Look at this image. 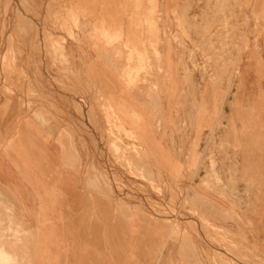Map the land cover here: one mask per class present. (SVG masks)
Returning a JSON list of instances; mask_svg holds the SVG:
<instances>
[{
  "label": "crops",
  "instance_id": "0c3cea01",
  "mask_svg": "<svg viewBox=\"0 0 264 264\" xmlns=\"http://www.w3.org/2000/svg\"><path fill=\"white\" fill-rule=\"evenodd\" d=\"M119 1L96 0L93 53L72 59V76L68 81L63 77L62 89L51 90L52 111L19 112L15 104L0 112V264H151L152 258L153 264H168L166 248H160L165 234L158 235V254L151 255L145 213L133 217L119 210L109 186L119 169L108 147L141 143V158L132 154L129 160L147 174L150 152L161 163L198 160L205 148L195 147L202 115L211 111L185 105L181 118L189 121L177 120L172 99L177 103L178 91L187 89L188 81L197 99L221 97L210 124L215 137L228 145L214 157V169L209 168V157L200 158L203 164L183 187L213 224L215 192L242 194L241 184H234L233 190L222 186L230 179L260 177L262 194L258 193L252 217L264 221V34L257 51L246 48L245 0H156L152 10L148 0H122L121 9ZM254 3L260 7L262 0ZM177 20L190 40L178 35ZM220 24L227 25L219 28ZM151 33L158 35L157 48L169 75L168 94L161 101L147 87L128 91L126 81L117 77L127 64L118 62L113 47L102 40L122 34L123 42L138 51ZM203 33L213 55L210 68L205 75L194 70L183 76L171 35L191 49V42L203 41L198 36ZM183 63L191 67L186 58ZM89 83L93 90H87ZM102 96L122 129L134 133L137 142L123 138L118 143L106 136ZM214 177L225 180L221 187L215 189ZM204 183L209 186L205 190ZM191 247L192 263L203 264L213 256L207 242L206 249L196 243Z\"/></svg>",
  "mask_w": 264,
  "mask_h": 264
},
{
  "label": "rangeland",
  "instance_id": "374dc122",
  "mask_svg": "<svg viewBox=\"0 0 264 264\" xmlns=\"http://www.w3.org/2000/svg\"><path fill=\"white\" fill-rule=\"evenodd\" d=\"M95 2L96 0H0V112L15 104L19 112L30 111V108L33 113L36 108L42 109L44 114L52 111L51 90L62 89L63 77L68 81V75L72 76V59L77 58L79 53L82 56L93 53ZM119 3L122 8L124 2L121 0ZM146 3L151 10L157 8L156 0H148ZM245 7L246 48L252 47L257 51L258 41L264 34V0L260 7L254 0H245ZM133 8L137 9V5H133ZM201 25L207 30L204 21ZM226 25L220 24L218 27ZM176 28L180 32L179 36L190 40L183 32V24L178 20ZM205 33L198 35L203 41L197 44L191 42V49L178 36L171 35L178 45V68L183 76L189 77L194 70H201L205 75L206 69L210 68L213 55L205 47ZM100 37L98 34V43ZM102 38L113 47V57L118 62L127 64V68L123 67L117 77L126 81L129 92L147 87L158 101L166 98L169 75L163 68V56L157 48V34H151L150 40L144 42L143 49L138 51L123 42L122 34ZM185 58L191 67L183 63ZM209 78L214 77L210 74ZM89 84L87 90H93V84ZM178 94L177 103L174 104V98L172 99L177 120L189 121V117L181 118L185 105L195 107L198 104L211 111L202 115L201 132L198 135V145L195 146L199 149L205 144L203 154H198V160L187 161L183 165L178 161L158 162L155 153L150 152V173L147 174L143 166L138 168L129 160L132 154L141 158V143L118 147L109 145L113 165L119 169L118 174L113 175L109 181V186L119 210L125 213L129 211V215L133 217H141L145 213L149 223L151 255L155 253L156 257L158 235L165 234V244L163 246L162 242L160 248H166L168 264H196L189 257L191 244L196 243L199 248L202 245L206 249V242L213 246V256L205 258L203 264H264V221L252 217V213L256 211L258 193L262 194L260 177L238 182L230 179L225 186H222L225 180L214 177L215 189L222 186L224 190H233L234 184H241L243 192H215L218 205L214 203L213 224L211 216H207L205 210L204 213L201 212V204L192 200L187 194V188L183 187V183L189 182L192 173L198 171L203 164L200 158L203 157L204 161L209 157V168L214 169V157L219 156L228 144L221 137H215V130L210 124L222 104L221 97L199 96L197 99L194 86L189 81L187 89L182 86ZM99 103L106 114V136L118 143L123 138L137 142L134 133L122 129L120 119L111 112L103 96ZM217 125L220 127V124ZM182 132L181 129L177 130L178 134ZM206 132L209 134L206 135ZM189 158L190 155L187 156ZM164 174L166 177H161ZM208 187L204 183V190ZM154 260L152 258L151 264Z\"/></svg>",
  "mask_w": 264,
  "mask_h": 264
},
{
  "label": "bare ground",
  "instance_id": "6f19581e",
  "mask_svg": "<svg viewBox=\"0 0 264 264\" xmlns=\"http://www.w3.org/2000/svg\"><path fill=\"white\" fill-rule=\"evenodd\" d=\"M125 2V1H124ZM130 3V2H129ZM121 9V8H120ZM115 11H116V9H115ZM127 11V10H126ZM128 12V11H127ZM126 14V13H125ZM137 21V20H136ZM141 22V21H140ZM148 30H149V28H148ZM151 34H153V33H151ZM147 35H148V32H147ZM129 41V40H128ZM153 41V40H152ZM136 43V42H135ZM155 43V42H154ZM141 47V46H140ZM140 47H139V50H140ZM143 52V51H142Z\"/></svg>",
  "mask_w": 264,
  "mask_h": 264
}]
</instances>
